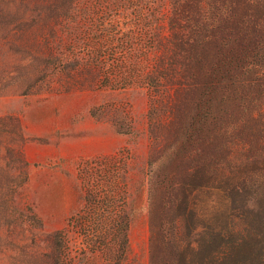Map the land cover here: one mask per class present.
I'll return each instance as SVG.
<instances>
[{
  "label": "rangeland",
  "instance_id": "374dc122",
  "mask_svg": "<svg viewBox=\"0 0 264 264\" xmlns=\"http://www.w3.org/2000/svg\"><path fill=\"white\" fill-rule=\"evenodd\" d=\"M109 2L103 15L96 11L103 2L86 0V17L80 9L67 17L70 0H0V264H53L54 236L82 205L81 164H129L127 264H219L213 256L234 239L229 232L246 229L247 222L264 234V214L253 201L248 212L232 213L220 196H199L195 214L180 219L174 241L172 228L154 227L169 211L150 206L151 198L160 205L164 188L190 162L192 148L181 130L193 112L194 91L168 86L171 99L157 105L150 124L152 99L145 85L103 88L98 70L84 61L107 20L132 37L137 61L148 50L166 59L171 53L164 47L174 32L187 44L201 37L194 39L183 20H177L180 29L171 24L176 18L169 0ZM174 2L176 8L182 4ZM247 7L257 16L255 5ZM147 22L157 34L140 31ZM224 85L232 87L228 78ZM252 100L244 118L256 116L254 106L264 108V97ZM260 239H248L242 248L255 264H264Z\"/></svg>",
  "mask_w": 264,
  "mask_h": 264
},
{
  "label": "trees",
  "instance_id": "16d2710c",
  "mask_svg": "<svg viewBox=\"0 0 264 264\" xmlns=\"http://www.w3.org/2000/svg\"><path fill=\"white\" fill-rule=\"evenodd\" d=\"M169 1L176 18L171 24L180 29L177 20H183L200 41L187 44L174 32L164 47L171 53L166 59L154 58L148 50L137 61L131 55L132 37L125 35L117 21L107 20L99 36L91 40L84 61L98 70L103 88L124 90L136 83L145 85L152 99L150 124H154L157 105L166 97L171 99L164 89L175 86L194 91L190 99L193 112L181 130L184 142L192 148L190 162L178 170L177 180L164 188L159 206L152 198L150 201L151 208L171 214L168 218L160 215L154 227L160 231L172 228L174 241L180 219L195 214L198 197L203 194L220 196L231 204L232 213L248 212V203L253 201L257 212L264 214V108L254 106L256 116L243 117L250 100L264 97V0H199L195 7L191 5L194 0H182L178 8L174 0ZM100 2L103 4L96 11L103 15L110 2ZM85 3L70 0L72 7H65L64 16L71 17L80 9L86 17ZM251 5L257 7V16L250 15L247 6ZM239 7L245 8L242 13ZM153 27L147 22L140 31L155 35ZM252 72L256 77L248 78ZM227 78L232 87L224 85ZM166 114L167 120L170 110ZM78 176L82 205L54 236L53 264H74L75 260L127 264L128 231L133 221L128 208L129 164H81ZM245 225L238 233H228L234 239L219 245L213 256L219 264H255L242 248L248 239L260 244L264 234L252 224ZM218 234L215 237L223 240L222 233ZM72 251L76 256L72 257Z\"/></svg>",
  "mask_w": 264,
  "mask_h": 264
}]
</instances>
